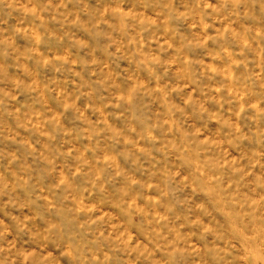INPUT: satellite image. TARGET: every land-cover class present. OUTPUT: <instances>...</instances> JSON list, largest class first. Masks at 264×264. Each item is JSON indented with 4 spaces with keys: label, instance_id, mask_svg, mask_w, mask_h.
<instances>
[{
    "label": "clouds",
    "instance_id": "9594fccd",
    "mask_svg": "<svg viewBox=\"0 0 264 264\" xmlns=\"http://www.w3.org/2000/svg\"><path fill=\"white\" fill-rule=\"evenodd\" d=\"M0 264H264V0H0Z\"/></svg>",
    "mask_w": 264,
    "mask_h": 264
}]
</instances>
